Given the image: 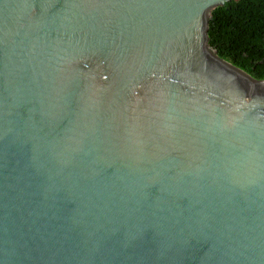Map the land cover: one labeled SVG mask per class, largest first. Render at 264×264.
<instances>
[{"label": "water", "instance_id": "1", "mask_svg": "<svg viewBox=\"0 0 264 264\" xmlns=\"http://www.w3.org/2000/svg\"><path fill=\"white\" fill-rule=\"evenodd\" d=\"M229 1L0 0V264H264V80L208 45Z\"/></svg>", "mask_w": 264, "mask_h": 264}, {"label": "trees", "instance_id": "2", "mask_svg": "<svg viewBox=\"0 0 264 264\" xmlns=\"http://www.w3.org/2000/svg\"><path fill=\"white\" fill-rule=\"evenodd\" d=\"M207 36L220 58L264 80V0H230L214 8Z\"/></svg>", "mask_w": 264, "mask_h": 264}, {"label": "bare ground", "instance_id": "3", "mask_svg": "<svg viewBox=\"0 0 264 264\" xmlns=\"http://www.w3.org/2000/svg\"><path fill=\"white\" fill-rule=\"evenodd\" d=\"M206 17H208V13H207Z\"/></svg>", "mask_w": 264, "mask_h": 264}]
</instances>
